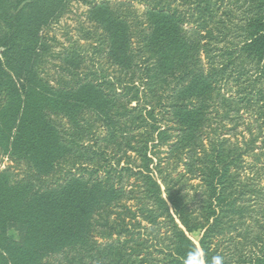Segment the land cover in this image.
Listing matches in <instances>:
<instances>
[{"label": "trees", "instance_id": "1", "mask_svg": "<svg viewBox=\"0 0 264 264\" xmlns=\"http://www.w3.org/2000/svg\"><path fill=\"white\" fill-rule=\"evenodd\" d=\"M68 1L0 0V264H264V0H78L49 81Z\"/></svg>", "mask_w": 264, "mask_h": 264}, {"label": "rangeland", "instance_id": "2", "mask_svg": "<svg viewBox=\"0 0 264 264\" xmlns=\"http://www.w3.org/2000/svg\"><path fill=\"white\" fill-rule=\"evenodd\" d=\"M87 11L88 8L78 0H69L58 17L45 28L43 36L46 35L47 38H49L47 42L49 46L48 52L41 54L38 64L39 70H41L40 76L42 78H47L51 81L52 78L59 74L60 68L65 66L62 60L63 53L70 49L74 42H78L82 47H85V50L80 51L81 58L84 62L81 68V76H83L87 70H94V68L98 70V73H101V69L107 70L108 73L113 71L111 68L108 69V65L104 59L105 57L99 56V54L88 47V44L92 41H85L82 39L84 33L87 32L93 33L94 39L98 38L101 34L93 23L87 19ZM91 44L92 46H96L93 42ZM84 118L93 120V117H90V115H86ZM62 121L64 128L67 129L69 126L66 120L63 119ZM95 125L96 127L93 131H95V136H97L99 142H101L106 135V130L101 121L96 122ZM238 132H241V134L245 136V139H247V133L243 128H239ZM237 138L239 141L242 140L240 135H238ZM231 140L234 141L232 138ZM88 143L91 144L89 141ZM63 167L64 170L70 168L69 164ZM3 170H7L11 175V179L15 181L26 180L27 174L29 173L25 163L18 164L0 156V171ZM13 235L15 236L16 234L14 233Z\"/></svg>", "mask_w": 264, "mask_h": 264}, {"label": "clouds", "instance_id": "3", "mask_svg": "<svg viewBox=\"0 0 264 264\" xmlns=\"http://www.w3.org/2000/svg\"><path fill=\"white\" fill-rule=\"evenodd\" d=\"M195 256V253H189L187 258L185 259L184 264H198V260H194L193 257ZM212 264H223L222 257H214L212 260Z\"/></svg>", "mask_w": 264, "mask_h": 264}]
</instances>
